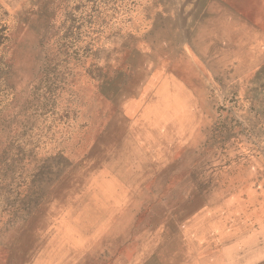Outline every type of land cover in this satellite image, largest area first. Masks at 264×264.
Masks as SVG:
<instances>
[{
    "label": "rangeland",
    "instance_id": "374dc122",
    "mask_svg": "<svg viewBox=\"0 0 264 264\" xmlns=\"http://www.w3.org/2000/svg\"><path fill=\"white\" fill-rule=\"evenodd\" d=\"M0 264H264V0H0Z\"/></svg>",
    "mask_w": 264,
    "mask_h": 264
}]
</instances>
